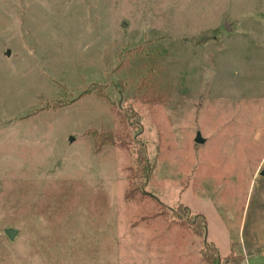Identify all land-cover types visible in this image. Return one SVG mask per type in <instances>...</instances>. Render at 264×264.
I'll return each mask as SVG.
<instances>
[{"label": "rangeland", "instance_id": "374dc122", "mask_svg": "<svg viewBox=\"0 0 264 264\" xmlns=\"http://www.w3.org/2000/svg\"><path fill=\"white\" fill-rule=\"evenodd\" d=\"M128 104L156 198L129 194L131 148L97 150ZM262 169L264 0H0V264H206L189 214L224 264H260Z\"/></svg>", "mask_w": 264, "mask_h": 264}, {"label": "trees", "instance_id": "16d2710c", "mask_svg": "<svg viewBox=\"0 0 264 264\" xmlns=\"http://www.w3.org/2000/svg\"><path fill=\"white\" fill-rule=\"evenodd\" d=\"M123 60H125L124 57L121 58V61ZM93 90L99 93L100 95L106 96V99L110 103V105L112 107H116L114 102L115 100L105 95L102 90H99L97 88H93ZM118 115L120 116L121 121L127 124L131 132H127L125 133V135L118 138L112 132H96L94 136L96 140L97 150H100L106 144L117 143V140L120 141L122 146L131 148L134 153V163L131 166V190L129 194H131L132 197L134 196L136 198H142L148 195L156 198L154 192L146 190V185L149 177L155 169L157 160L156 157H151L149 155L144 141L141 140L140 135L142 131V124L139 118L138 111L134 109L130 104H128L125 105V107L119 108ZM124 136L132 137L136 141L132 142L131 144L128 142H124ZM72 188L73 189L69 190V195H71V197L73 198H79V196L82 195L84 196V198L86 197V199L84 200H88L89 202H94L98 200L103 203V206L107 203L104 198L105 193H101L99 197V194L97 192H94L93 189H91L90 187L88 188V186H85V184L82 182L76 183ZM159 207L160 208L157 212V215L166 216L171 219H175V217L179 215L180 209H187V207L182 204H179L177 206V209H169L164 205H160ZM188 216L192 219V223L190 225L192 231L197 234V236L202 237L205 242L204 246L200 250L202 259L205 261L206 264H224V261L226 259L220 256L218 250L216 249L215 243L213 241H207V221L204 214H194L193 216L189 214Z\"/></svg>", "mask_w": 264, "mask_h": 264}, {"label": "water", "instance_id": "95a60500", "mask_svg": "<svg viewBox=\"0 0 264 264\" xmlns=\"http://www.w3.org/2000/svg\"><path fill=\"white\" fill-rule=\"evenodd\" d=\"M225 26H226V29H227V24ZM7 54H9V50L7 51ZM195 141L198 142V143H202L204 141V138L202 137V135H201L200 132H198L196 134ZM260 175L264 176V169L261 170ZM5 233L7 234V236L11 240H13L14 239V236L16 234V229H14V228H7L5 230Z\"/></svg>", "mask_w": 264, "mask_h": 264}, {"label": "crops", "instance_id": "0c3cea01", "mask_svg": "<svg viewBox=\"0 0 264 264\" xmlns=\"http://www.w3.org/2000/svg\"><path fill=\"white\" fill-rule=\"evenodd\" d=\"M228 254H226V255H228ZM226 255H224V256H226ZM263 260H264V256H262V259L260 260V264H262Z\"/></svg>", "mask_w": 264, "mask_h": 264}, {"label": "built area", "instance_id": "2783aa9c", "mask_svg": "<svg viewBox=\"0 0 264 264\" xmlns=\"http://www.w3.org/2000/svg\"><path fill=\"white\" fill-rule=\"evenodd\" d=\"M262 264H264V260H263Z\"/></svg>", "mask_w": 264, "mask_h": 264}]
</instances>
